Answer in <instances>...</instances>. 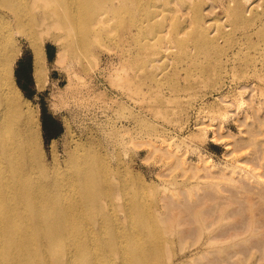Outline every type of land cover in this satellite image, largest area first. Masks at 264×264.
Here are the masks:
<instances>
[{
	"label": "rangeland",
	"instance_id": "1",
	"mask_svg": "<svg viewBox=\"0 0 264 264\" xmlns=\"http://www.w3.org/2000/svg\"><path fill=\"white\" fill-rule=\"evenodd\" d=\"M116 2L97 0L94 13L106 14L100 36L63 63L58 55L73 45L64 32L27 26L42 34L40 79L17 35L15 79L45 165L52 172L56 160L63 188L78 192L72 175L81 157H93L115 184L114 216L136 202L146 214L184 219L202 200L198 211L221 225L201 237L184 227L193 245H175L172 264H264V0ZM211 238L216 244L201 245Z\"/></svg>",
	"mask_w": 264,
	"mask_h": 264
},
{
	"label": "bare ground",
	"instance_id": "2",
	"mask_svg": "<svg viewBox=\"0 0 264 264\" xmlns=\"http://www.w3.org/2000/svg\"><path fill=\"white\" fill-rule=\"evenodd\" d=\"M128 1L118 0V8ZM96 3L97 0H0V264H172L178 254L175 245L182 243L178 247H184L190 231L196 230L194 233L200 236L214 225H221L208 212L202 213L206 205L202 200L189 205L191 213L185 220L179 216L171 219L170 214H146L136 202L125 203L120 214L114 216L109 199L116 191L115 184L107 171L99 173L93 168V157H81L79 170L72 175L71 187L78 192L63 188L68 179L57 178L55 158L52 172L45 165L36 117L23 109L15 79L16 63L22 54L17 35L26 38L32 47L35 76L40 79L45 74L44 45L40 36L28 34L27 26L40 25L46 35L52 29L64 32L62 38L73 45L62 48L57 61L61 63L70 49L76 50L80 44L90 49L89 38L100 36L106 14L94 13ZM76 39L77 46L73 43ZM73 162L76 157L72 153L70 163ZM184 227L190 230L187 236L182 233ZM193 238L189 239L196 237ZM211 240L205 239L201 245L216 244Z\"/></svg>",
	"mask_w": 264,
	"mask_h": 264
}]
</instances>
